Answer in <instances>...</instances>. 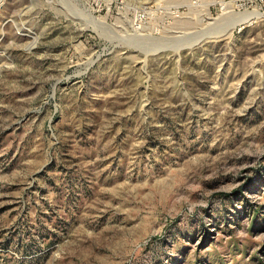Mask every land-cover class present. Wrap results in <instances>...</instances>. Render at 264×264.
Here are the masks:
<instances>
[{"label": "rangeland", "instance_id": "rangeland-1", "mask_svg": "<svg viewBox=\"0 0 264 264\" xmlns=\"http://www.w3.org/2000/svg\"><path fill=\"white\" fill-rule=\"evenodd\" d=\"M0 264H264V0H0Z\"/></svg>", "mask_w": 264, "mask_h": 264}, {"label": "bare ground", "instance_id": "bare-ground-1", "mask_svg": "<svg viewBox=\"0 0 264 264\" xmlns=\"http://www.w3.org/2000/svg\"><path fill=\"white\" fill-rule=\"evenodd\" d=\"M180 1H182V0H180ZM207 15H208V13H207ZM245 19V17L243 18V19H241L242 21ZM246 22V21H245ZM229 28V27H228ZM232 28V27H231ZM225 30H227V29H225ZM230 32V31H229Z\"/></svg>", "mask_w": 264, "mask_h": 264}]
</instances>
